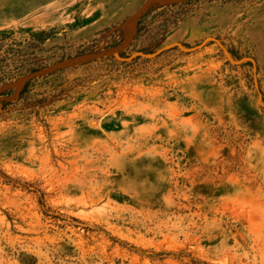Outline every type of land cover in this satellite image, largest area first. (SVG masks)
I'll list each match as a JSON object with an SVG mask.
<instances>
[{
  "label": "rangeland",
  "instance_id": "1",
  "mask_svg": "<svg viewBox=\"0 0 264 264\" xmlns=\"http://www.w3.org/2000/svg\"><path fill=\"white\" fill-rule=\"evenodd\" d=\"M0 264H264V0H0Z\"/></svg>",
  "mask_w": 264,
  "mask_h": 264
}]
</instances>
